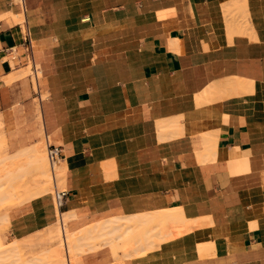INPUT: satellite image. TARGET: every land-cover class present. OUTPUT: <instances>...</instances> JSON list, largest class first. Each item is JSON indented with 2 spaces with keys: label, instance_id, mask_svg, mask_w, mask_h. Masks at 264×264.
<instances>
[{
  "label": "crops",
  "instance_id": "obj_1",
  "mask_svg": "<svg viewBox=\"0 0 264 264\" xmlns=\"http://www.w3.org/2000/svg\"><path fill=\"white\" fill-rule=\"evenodd\" d=\"M14 1L0 0V121L14 153L51 136L68 198L10 211L12 240L59 210L71 232L152 225L157 248L117 259L104 241L83 264H264V225L249 229L264 207V0ZM174 210L195 229L172 236L157 220Z\"/></svg>",
  "mask_w": 264,
  "mask_h": 264
},
{
  "label": "bare ground",
  "instance_id": "obj_2",
  "mask_svg": "<svg viewBox=\"0 0 264 264\" xmlns=\"http://www.w3.org/2000/svg\"><path fill=\"white\" fill-rule=\"evenodd\" d=\"M239 4L241 6L243 5L242 2L241 3L239 2L238 5ZM241 8H239L241 12H244L245 9L243 8L241 9ZM246 12L247 11H245V13ZM15 21L18 23H24L26 21V18L23 15L17 16L15 18ZM239 22L240 21H238V24L236 22H235L236 24L235 23L234 24L236 26H239L240 25ZM35 23L36 22L34 21V19L29 21L30 26L32 24L34 25ZM240 23H243V22H240ZM236 26L234 28H236ZM240 26H244L242 27V30L240 29V31H242L243 33H248L249 35H251V33L253 32L252 24L245 25L244 23L243 25L241 24ZM253 33H252V36H253ZM38 70L40 72L39 67H38ZM245 87L239 86V88H243V89H245ZM2 126H3L2 122L0 121V127L2 128ZM206 135L202 134V136H205V137ZM0 137H1L0 138L1 139V143H0V181L2 180L3 182V180L4 181L8 180L10 183L11 182L17 183V187H24V188L29 183V185H32L33 187L37 188L38 195H43V196L50 195L53 189L55 190L58 188L66 189V164H65L64 159L63 161L58 159L59 161L56 160L54 163H52L49 160V157L47 156L48 153H46V151L44 150L43 144H39V143L35 144L32 147H26L21 150L19 149L17 153H15L14 155H11L9 158L4 157L1 155V148L2 147L5 148L8 144H7L5 134L1 133ZM49 138L50 136L49 137L47 136L46 138L47 146L48 144H50ZM208 139L209 138H207V140ZM211 141L216 143V138H215V141L213 139L210 140V143H213ZM205 143H208V141H206ZM205 143H204V146H205ZM214 143L212 145L215 146L216 144ZM212 145L208 143V154L210 155L215 153V148ZM48 162H49L50 168L48 166ZM30 168L33 174L32 179L30 180L31 182L28 181L26 185L20 184V181H19L20 177L26 171V169H30ZM0 187H2L1 183H0ZM11 187H14V186H12L11 184ZM29 187L30 186H28L27 188ZM171 212L172 213L169 216H167L168 218L164 220L165 222L170 223L166 227L171 226L170 231L171 232L173 231L172 236H179L185 232H188L190 230L188 229L189 228L188 226L191 223H194V221L193 222L191 220L188 221L187 218L185 219L183 214L177 210H174ZM57 213H58L57 216H58V222H59L57 223L59 225L56 226L55 228L49 229L46 232L47 241L46 240L45 241L48 243H50V241L51 242L56 241L58 248L55 250L43 249L41 250V252H38V253L34 252V256L36 257L32 259L33 264H83L81 260V256L84 253L86 254V252L88 251L99 249L102 246L103 242L105 241L103 240V238L107 236H109L110 238L105 243L110 244L111 248L113 249L114 255L117 259L121 258V256L119 255L120 250L124 251V254H125L124 257H133V256L145 254L147 251L158 247L157 245H145L146 243H149V240H146V238H148L151 235L150 230H146V231L142 230L139 232L130 231L132 227L129 226L127 229L124 230L123 233H120L122 225L119 226V224L122 221L131 222L130 220L126 218H115L105 223H98L101 225L99 230H95L98 227L95 225V226L88 227L84 231L80 230L78 232H71L67 228V225H68V222L71 220L72 215L65 214V213L62 214L59 210ZM249 214H250V220H251L249 229L250 228L254 229L255 227L257 229V226L264 225V207L261 204H259L257 200L254 201V203L250 204ZM133 221L136 222V219L132 220V222ZM106 229H109V230L106 231ZM169 234L171 233L169 232ZM117 238L122 239V240L118 241ZM89 243L91 244V246ZM208 245L210 244H207V247ZM0 247H1V244H0ZM63 248L65 249V254L63 253V250H62Z\"/></svg>",
  "mask_w": 264,
  "mask_h": 264
},
{
  "label": "rangeland",
  "instance_id": "obj_3",
  "mask_svg": "<svg viewBox=\"0 0 264 264\" xmlns=\"http://www.w3.org/2000/svg\"><path fill=\"white\" fill-rule=\"evenodd\" d=\"M13 2H16V1L13 0ZM249 24L250 23H248V21H245V25H249ZM29 68H30L29 72L31 74L30 76L33 80L34 87L36 88L37 87V86H35L36 85V78H35L36 75L34 73V70L32 69L31 64L29 65ZM31 72H33L34 75ZM38 76L41 80L42 79L41 74H38ZM45 98H46V93L44 91L42 93V99H45ZM36 103H38V100H36ZM0 132L2 134H4V133L6 134L5 125H3L2 128L0 127ZM8 133L11 134V136H9V138L7 136L8 145L5 148L4 147L1 148V155L4 157H7V158H9L11 155L15 154L14 153L15 151L13 152L11 149V146L9 145V140H10V138L14 137L17 132H16V130H10ZM49 140H50V144H51L52 143L51 136H50ZM0 143H1V139H0ZM38 143L43 144L44 150L47 153L46 138L43 137L42 140L39 141ZM34 145H32V146H34ZM32 146H30V147H32ZM48 166L50 168L49 162H48ZM16 167H17V165H16ZM32 175L33 174H32L31 168L26 169V171L20 177V180H19L20 184L26 185L28 181L31 182L30 180L32 179ZM6 181H8V180H5V181L3 180V182H2V180L0 181V183L2 184V187H0L1 188L0 189V244H1V247H0V264H3V263L4 264H33L32 259L36 257V256H34V252L38 253V252H41V250H43V249L55 250L58 248L56 241L55 242L50 241V243L46 242L47 241L46 240V236H47L46 232L49 229H52V228H55L56 226H58L59 222L57 221L58 223H56L55 225H53L47 229H44V230H42V231H40V232H38V233L28 237V238L13 239L12 240V237L10 236V218H9L10 211L20 207L21 205H23V203H26V202L34 200L36 198L42 197L43 195H38L37 194V192H38L37 188L33 187L32 185H29V183L24 188V187H17V183H12V182L10 183L8 181L10 183L9 184ZM11 184L14 187H11ZM28 186H30V187L27 188ZM58 189L63 190L62 188H58ZM54 191H55V189H53V191L51 193L52 195H54ZM171 213L172 212L170 211L157 220L158 222L162 223L164 228H166V226L170 224L168 222H165L164 219L168 218L167 216H169ZM125 223H127V224H125V227L123 228V230H120V233H123L127 227L134 226V224H135L134 221L133 222L132 221L131 222L126 221ZM95 225L98 226L95 230H99L101 225L100 224H95ZM95 225H91V226H95ZM188 225H189V223H188ZM137 227H139V228H137ZM151 227H152L151 223L148 222L146 224L137 225L136 226L137 229L136 228L130 229V231H138L139 232L142 230H145V231L150 230V232H151ZM188 227H189L188 229L193 230V229H195L196 224L191 223ZM87 228H85V229H87ZM85 229H82V231H84ZM107 230H109V229H106V231ZM109 238L110 237L107 236V237H104L103 240H105V242H106ZM121 240L122 239H119L118 241H121ZM90 246H91V244H90ZM62 250H63V253L65 254V249L63 248Z\"/></svg>",
  "mask_w": 264,
  "mask_h": 264
},
{
  "label": "built area",
  "instance_id": "obj_4",
  "mask_svg": "<svg viewBox=\"0 0 264 264\" xmlns=\"http://www.w3.org/2000/svg\"><path fill=\"white\" fill-rule=\"evenodd\" d=\"M47 153H48L49 160L52 163H54L56 160L59 159L60 154H61V149L51 144H48ZM53 197H54V203L56 207L60 210L61 208H63V206L66 203V200L68 198V191H66L65 189L63 190L56 189L54 191Z\"/></svg>",
  "mask_w": 264,
  "mask_h": 264
}]
</instances>
